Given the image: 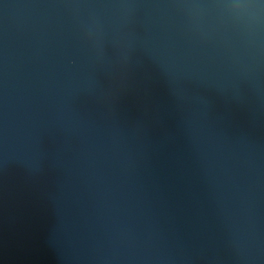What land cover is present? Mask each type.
<instances>
[{"label":"water","instance_id":"water-1","mask_svg":"<svg viewBox=\"0 0 264 264\" xmlns=\"http://www.w3.org/2000/svg\"><path fill=\"white\" fill-rule=\"evenodd\" d=\"M0 264H264V0H0Z\"/></svg>","mask_w":264,"mask_h":264}]
</instances>
